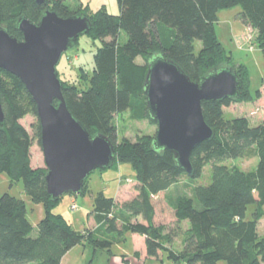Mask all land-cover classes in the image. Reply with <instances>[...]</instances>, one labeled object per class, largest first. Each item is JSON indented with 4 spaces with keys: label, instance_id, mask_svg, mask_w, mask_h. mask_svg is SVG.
<instances>
[{
    "label": "trees",
    "instance_id": "obj_1",
    "mask_svg": "<svg viewBox=\"0 0 264 264\" xmlns=\"http://www.w3.org/2000/svg\"><path fill=\"white\" fill-rule=\"evenodd\" d=\"M67 1L45 0L40 5L36 0H0V27L22 40L17 29L21 17L36 24L51 10L63 18L76 15L90 19L92 30L86 36L100 40L102 46L95 55L89 85L80 90L66 84L64 97L71 114L92 137L102 134L111 139L116 151L114 166L132 165L136 194L120 204L102 195L95 198V230L77 232L64 217L53 214L63 197L52 201L47 168L32 166L33 140L41 146L42 136L36 105L25 84L0 69V102L5 115L0 126V174L8 175L12 183L22 181L26 195L46 209L34 233L25 202L8 194L0 197V264H63L64 257L78 245L108 251L112 260L114 242L99 236L98 228L118 239L128 233L139 235L145 238L149 257L167 253L178 264H264V237L258 233L264 220V123L255 125L249 117L227 119L225 115V109L235 102L257 100L259 91L256 96L251 93L247 67H234L215 29L222 10L241 7L239 19L258 32L257 45L264 53V0H118L119 15L100 10L95 16L82 4L76 7ZM197 42L201 43L199 51ZM156 54L174 61L194 82L223 67L233 68L240 79L238 99L202 103L205 120L215 136L194 150L193 177L179 167L172 153L154 151V138L117 144L112 128L113 116L134 110L136 104L142 115L157 124L149 115L144 91L148 61ZM139 58L146 63L139 64ZM29 115L37 118L34 136L22 124ZM251 150L259 160L255 171L226 164L244 158ZM207 166L212 167L209 184H196L191 196L170 202L177 222L189 223L182 250L176 252L171 246L182 232H169L165 225L156 224L154 199L183 178L191 182L200 179ZM250 206L254 212L252 220H247ZM138 217L145 223L131 221ZM135 257L140 260V253Z\"/></svg>",
    "mask_w": 264,
    "mask_h": 264
},
{
    "label": "water",
    "instance_id": "obj_2",
    "mask_svg": "<svg viewBox=\"0 0 264 264\" xmlns=\"http://www.w3.org/2000/svg\"><path fill=\"white\" fill-rule=\"evenodd\" d=\"M17 29L22 40L0 27V69L18 77L33 97L42 127L48 194L54 202L64 195H81L89 177L97 170L111 169L116 159L111 139L102 134L92 137L71 114L58 77L64 53L91 32L92 23L87 17L63 18L47 10L36 24L21 17ZM148 66L144 91L149 115L158 127L153 150L172 153L179 167L193 177L194 150L215 136L202 103L238 99L240 79L233 68L223 67L194 82L161 54L154 55ZM4 121L0 102V126Z\"/></svg>",
    "mask_w": 264,
    "mask_h": 264
},
{
    "label": "rangeland",
    "instance_id": "obj_3",
    "mask_svg": "<svg viewBox=\"0 0 264 264\" xmlns=\"http://www.w3.org/2000/svg\"><path fill=\"white\" fill-rule=\"evenodd\" d=\"M69 4L79 7L83 5L90 16H95L100 10H106L110 14L119 15L120 5L118 0H68ZM241 7H235L228 10H222L218 14V22L215 23V29L218 40L225 51L232 56L234 67L244 65L249 71L250 90L259 97L255 101L235 102L229 108L225 109L227 119L246 116L249 117L252 124L264 123V53L258 48V32L250 26L238 31L242 23L239 14ZM252 37V40H249ZM197 51L201 49V43L197 42ZM102 43L98 39L89 36L79 38L78 44L64 53L58 67V77L63 85L70 84L77 86L80 90L86 89L95 66V55ZM139 64H145L144 59L137 60ZM37 123L35 116L29 115L23 119L22 124L29 133L34 136L33 126ZM112 128L117 135V144L123 140L135 141L141 137L154 138L157 132V124L153 123L145 115L141 114L138 105L134 110L113 116ZM32 166L34 168L45 167L44 154L42 146L38 140H33L32 146ZM258 158L254 150H251L247 156L242 159H232L227 161L231 168L236 167L246 172H253L258 165ZM212 167L207 166L204 169L200 179L191 182L188 178H183L177 185L168 192L162 193L154 199L156 205L157 225H165L168 231L180 230L179 235L171 249L176 252L182 250V241L184 232L188 230L189 223H178L174 217V211L170 202H174L181 197H189L196 184L207 185L211 181ZM137 181L136 173L131 164L118 163L108 170H97L89 178L84 194L64 195L59 204L53 209V214L61 215L72 228L77 232L93 230L98 226L95 219L94 207L95 198L102 195L105 198L115 199L118 204L135 196ZM10 195L25 202L27 216L34 227V233L38 231V224L45 216V206L34 203L25 193L24 183L22 181L12 183L6 174H0V197ZM254 207L250 206L247 211V220H252ZM122 215V211H118ZM124 215V214H123ZM123 217V216H122ZM134 223H145L142 217L132 218ZM97 229V228H96ZM99 236L114 242L112 247V258L117 256L118 264H178L171 260L167 253H160L159 257L151 258L147 254L146 244L137 240L139 235L128 233L121 240L114 235L104 233V228H98ZM260 237H264V220L258 225ZM135 236L136 240H133ZM137 236V237H136ZM143 238V237H141ZM121 240V241H120ZM140 251L141 258L135 257V252ZM64 264H116L108 251L94 250L90 246L78 245L74 247L64 257Z\"/></svg>",
    "mask_w": 264,
    "mask_h": 264
},
{
    "label": "crops",
    "instance_id": "obj_4",
    "mask_svg": "<svg viewBox=\"0 0 264 264\" xmlns=\"http://www.w3.org/2000/svg\"><path fill=\"white\" fill-rule=\"evenodd\" d=\"M240 22H241V21H240ZM241 23H242V22H241ZM245 26H246V25H244V24L242 23V26L239 27L238 31H241L242 29H244ZM97 227H98V226H97ZM97 227H96V228H97ZM96 228H94V230H95ZM126 235H127V234H126ZM126 235H125L123 238H121V240H123V239L126 237ZM136 237H137V236H136ZM137 238H138L137 240L142 241L144 244H146L145 238H141V237H140V238L137 237ZM121 240H120V241H121ZM133 240H136V239H135V236L133 237ZM146 249H147V247H146ZM136 252H137V251H136ZM136 252H135V253H136ZM138 252H140V251L138 250ZM113 258H114L113 261L117 260V261H115L116 264H118V263H117L118 260H121V261L123 260V259L118 258L117 256H114ZM64 259H65V258H64ZM64 259H63V264H64Z\"/></svg>",
    "mask_w": 264,
    "mask_h": 264
},
{
    "label": "built area",
    "instance_id": "obj_5",
    "mask_svg": "<svg viewBox=\"0 0 264 264\" xmlns=\"http://www.w3.org/2000/svg\"><path fill=\"white\" fill-rule=\"evenodd\" d=\"M251 38H252V37H249V40H252Z\"/></svg>",
    "mask_w": 264,
    "mask_h": 264
}]
</instances>
